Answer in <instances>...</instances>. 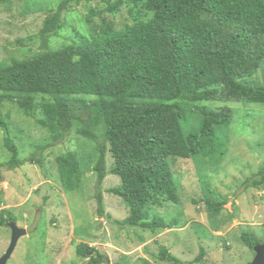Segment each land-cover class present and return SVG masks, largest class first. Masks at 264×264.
<instances>
[{
	"label": "trees",
	"instance_id": "1",
	"mask_svg": "<svg viewBox=\"0 0 264 264\" xmlns=\"http://www.w3.org/2000/svg\"><path fill=\"white\" fill-rule=\"evenodd\" d=\"M10 1L0 0V5ZM93 1L61 0L42 23L41 49L29 58L0 63V107L16 105L47 132L49 142L75 133L96 143L91 169L75 153L56 157L65 192L79 191L83 175L91 170L97 210L103 216L101 185L108 175L116 176L119 185L107 192L127 207V216L117 225L151 235L174 229L177 223L151 213L163 203L179 202L169 159L194 160L199 166L198 161L219 152L222 158L217 133L232 120L228 107L193 106L206 101L264 105V84L247 81L264 61V0H100L113 16L126 7L130 23L116 29L113 21L102 18L90 36L48 50L47 42L62 29L63 13ZM97 15L90 9L89 19ZM187 115H196L199 124L185 132L182 121ZM1 130L8 132V121L0 113ZM4 147L10 154L8 169L35 161L19 159L10 137ZM253 177L244 188L260 190L264 166ZM207 187L200 202L215 219L225 200L206 196L212 195ZM10 221L15 217L3 210L0 228ZM240 240L252 253L259 243L248 233ZM76 254L88 258L87 264H108L103 254L84 243L76 246ZM160 258L180 263L164 248Z\"/></svg>",
	"mask_w": 264,
	"mask_h": 264
},
{
	"label": "rangeland",
	"instance_id": "2",
	"mask_svg": "<svg viewBox=\"0 0 264 264\" xmlns=\"http://www.w3.org/2000/svg\"><path fill=\"white\" fill-rule=\"evenodd\" d=\"M113 2L114 0H108ZM61 0H11L0 5V63H10L33 56L41 49L39 31L44 19L57 10ZM105 4L95 0L81 3L63 13V26L56 37L47 42L48 50H58L88 37L101 19L113 21L116 29L130 23L126 7L116 15L105 10ZM99 15L89 19V11ZM264 84V61L247 79ZM38 98V97H37ZM228 107L232 120L218 130V141L224 155L198 161L169 159L178 204L163 203L151 210L165 221L177 223L176 228L154 235L140 228H123L115 222L127 216V207L118 197L107 192L119 185V178L108 175L102 185L103 216L97 210L96 176L86 170L79 191L65 192L60 185L56 157L75 153L93 166L96 143L75 133L63 141L49 142L48 134L34 120L19 113L16 105L3 103L2 117L7 118L8 132L0 131V213L10 211L17 228L30 226L41 210V220L31 234L21 236L6 264H87L88 258L76 254V246L84 243L103 254L108 264L121 260L125 264H171L161 261L160 251L166 249L179 264H248L254 257L240 240L242 233L264 240V186L244 188L246 179H254L264 166V105L241 101L237 103L200 102L195 109L216 110ZM38 117V115H36ZM196 115L182 121L185 132L194 130ZM10 137L19 149V159L33 157L22 166L8 169L10 154L4 139ZM107 154V168L111 159ZM91 157V158H90ZM208 197L225 200L222 210L212 219L200 202L204 189ZM198 201L199 203H194ZM108 216V218H107ZM0 228V255L10 245L12 231ZM142 238V239H141Z\"/></svg>",
	"mask_w": 264,
	"mask_h": 264
},
{
	"label": "water",
	"instance_id": "3",
	"mask_svg": "<svg viewBox=\"0 0 264 264\" xmlns=\"http://www.w3.org/2000/svg\"><path fill=\"white\" fill-rule=\"evenodd\" d=\"M40 220H41V210H38L36 212V216L32 224L27 228L20 229L17 228L14 223H9V226L12 231L11 241L6 252L0 257V264H6L8 262L13 252L15 251L19 238L26 234L33 233L36 230ZM253 252H254V257L249 264H264V240L261 244L258 243L254 245Z\"/></svg>",
	"mask_w": 264,
	"mask_h": 264
}]
</instances>
